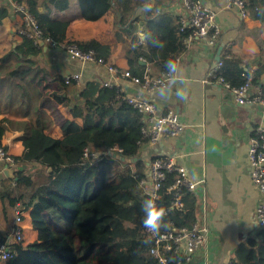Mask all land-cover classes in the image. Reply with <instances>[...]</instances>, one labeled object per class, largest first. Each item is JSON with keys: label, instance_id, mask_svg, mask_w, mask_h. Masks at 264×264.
I'll list each match as a JSON object with an SVG mask.
<instances>
[{"label": "crops", "instance_id": "crops-1", "mask_svg": "<svg viewBox=\"0 0 264 264\" xmlns=\"http://www.w3.org/2000/svg\"><path fill=\"white\" fill-rule=\"evenodd\" d=\"M28 1L37 4L41 15L66 26L64 44L97 41L109 49L107 63L124 71L130 70V51L147 53L148 26L163 19L178 24L184 13L182 0H0V6L9 9V16L0 25V121L12 124L2 146L14 158L24 153L21 139L25 122L41 120L46 133L54 139L81 132L82 115L73 107L80 104L83 86L93 81L101 84L109 78L105 67L83 66L72 61L62 48L41 47L38 56L28 55L27 59L18 54L16 48L23 41L18 35L22 18L13 10V3L28 7ZM203 2L217 13L221 25L216 44L208 46L195 40L183 53L181 48L176 77L166 90L144 93L130 81L123 87L129 95L153 103L161 113L177 112L186 124L187 131L182 136L145 145L141 157L145 163V159L174 158L192 179L205 181L193 196L197 201V221L210 228V246L198 251L192 264H203L205 260L209 264H231L238 248L260 231L256 209L263 197L252 182L248 149L258 128L264 126V109L257 105L238 106L232 93L222 86L205 84L204 80L226 58L238 60L247 76L254 79L257 70L264 68V22L248 12L243 17L231 0ZM159 62L160 59L139 58L145 72L155 76L162 73L157 69ZM77 73L82 74L80 84L66 86L64 78ZM259 81L258 87L264 91V73ZM9 185L15 183L0 174V194ZM30 194L31 190L23 188L11 192L12 198L23 195L26 202ZM1 196L0 234L8 239L16 215L9 200ZM31 211L24 209L23 214L25 247L39 237ZM0 264L7 263L0 259Z\"/></svg>", "mask_w": 264, "mask_h": 264}, {"label": "trees", "instance_id": "trees-1", "mask_svg": "<svg viewBox=\"0 0 264 264\" xmlns=\"http://www.w3.org/2000/svg\"><path fill=\"white\" fill-rule=\"evenodd\" d=\"M245 2L250 16L264 22V0ZM27 4L44 36L63 45L66 26L41 15L36 3L28 1ZM8 16L9 9L0 6V25ZM168 20L147 27V53L138 49L129 52V71L134 76L145 73V67L139 64L140 57L147 61L160 59L157 67L160 72L168 70L169 61L175 63L186 35L180 32L179 23ZM75 45L83 51L94 50L98 57L108 60L109 49L97 41ZM41 49L24 38L16 51L27 59L28 55L38 56ZM223 62L221 75L226 81L232 86L243 85L248 74L240 62L227 58ZM263 73L264 68L257 70L253 79L255 86H259ZM79 101L73 111L82 115L81 132L54 139L46 133L41 120L22 124L24 153L15 158L14 178H8L15 186H7L0 195L14 209L17 205L23 211L32 209V224L39 237L26 247L14 243L10 249L14 257L7 264H159L153 254L155 243L146 232L145 214L141 210L143 202L150 199L145 187L140 185L148 176L146 163L138 160L129 166L113 156L103 155L119 148L126 159L141 156V115L119 100L114 89L94 81L83 86ZM10 125L0 121V148ZM87 149L101 154L102 159L88 162ZM176 178L175 174H169L160 191L163 197L158 204L168 211L161 231L170 223L181 228L198 222L197 201L190 193L183 194V209H172V196L166 192ZM15 188L31 190L29 200L26 202L23 195L12 198ZM104 194L112 206L109 213L98 205ZM5 241L6 237L0 234V246ZM166 255L170 264L178 263L179 259L172 253ZM231 264H264V230L238 248Z\"/></svg>", "mask_w": 264, "mask_h": 264}, {"label": "built area", "instance_id": "built-area-1", "mask_svg": "<svg viewBox=\"0 0 264 264\" xmlns=\"http://www.w3.org/2000/svg\"><path fill=\"white\" fill-rule=\"evenodd\" d=\"M243 17L247 15V5L245 0H231ZM184 9L180 17L179 30L186 35L183 38L182 53L192 46L195 40L203 41L208 46H214L221 35V25L217 18V13L207 7L203 0H182ZM13 10L19 13L22 18V25L18 31L21 38H26L34 45L41 47V42L51 48H62L66 51L69 58L79 64H95L105 67L109 73V78L101 84L104 88L114 89L119 100L125 101L131 105L140 115L143 121L141 129L142 141L139 142L142 149L145 145H155L168 138H177L187 131V126L179 117V114L173 110L161 113L157 107L138 96L129 95L123 83L130 81L138 86L144 93H153L166 90L169 87L176 73L164 71L159 76L152 75L146 71L142 76H134L129 70H122L116 66L109 65L103 58L97 56L94 50L83 51L75 44L57 45L51 38L44 36L39 28V23L35 16L29 11L28 7L18 3H13ZM180 56L177 57L175 64L177 66ZM223 61H219L211 69L205 80V84H216L222 86L236 99L238 106L257 105L264 109V91L253 84V77H247L246 82L241 86H232L221 75ZM82 81V74L77 73L64 78L66 86L79 85ZM256 93L252 94V89ZM123 151L119 148H113L104 153V156H121ZM85 158L88 162H97L102 159L101 154L92 153L88 149L85 152ZM248 160L251 168V178L253 184L262 194L263 202L256 209V220L259 230H264V126L258 128L255 136L251 139L248 149ZM0 174H4L6 169L16 167L15 158L12 157L4 146L0 148ZM126 164V163H125ZM129 165V164H128ZM132 166V165H129ZM169 174L177 176L172 186L167 188V195L172 196V209L181 210L184 208L183 194L185 192L194 195L199 187L204 184V180L192 179L187 170L180 166L174 158L157 157L151 161L149 175L147 179L140 182L145 187L150 198L157 197V203L162 199L160 191L166 182ZM16 219L15 227L11 235L6 237L5 243L0 246V259L8 262L13 259L10 243H24L23 214L24 211L20 205L14 209ZM168 215V211L166 210ZM146 232L151 236L155 243L153 251L159 264H170L166 253H172L173 257L179 259L177 264H192L195 262L198 251L205 250L210 246L211 231L206 223H194L191 227H176L173 223L166 226L164 231L161 227L158 231L152 232L146 228ZM203 264H209L205 260Z\"/></svg>", "mask_w": 264, "mask_h": 264}, {"label": "clouds", "instance_id": "clouds-1", "mask_svg": "<svg viewBox=\"0 0 264 264\" xmlns=\"http://www.w3.org/2000/svg\"><path fill=\"white\" fill-rule=\"evenodd\" d=\"M166 66L170 73H176L178 71L177 66L173 61H169ZM173 79H175V77H173ZM157 199V197L146 199L141 206V210L145 214L143 224L152 232L159 230L164 217L167 214L165 207L160 206L157 203Z\"/></svg>", "mask_w": 264, "mask_h": 264}, {"label": "water", "instance_id": "water-1", "mask_svg": "<svg viewBox=\"0 0 264 264\" xmlns=\"http://www.w3.org/2000/svg\"><path fill=\"white\" fill-rule=\"evenodd\" d=\"M41 47H45L44 43L41 42ZM220 58H218L219 60ZM115 158H117L118 160H120L122 163H126V164H129V165H133L134 163H136L138 160H142V157H137V158H133V159H126L124 157H121V156H117V155H114ZM146 163H147V168H148V171H147V175H149V167H150V164H151V160L149 159H145ZM15 168H12V169H6L4 171V174L7 178L9 179H13L14 178V170Z\"/></svg>", "mask_w": 264, "mask_h": 264}, {"label": "rangeland", "instance_id": "rangeland-1", "mask_svg": "<svg viewBox=\"0 0 264 264\" xmlns=\"http://www.w3.org/2000/svg\"><path fill=\"white\" fill-rule=\"evenodd\" d=\"M98 205L101 209L105 210L106 213H109L112 211V206L109 202V199L107 198V194H104L100 197L98 201Z\"/></svg>", "mask_w": 264, "mask_h": 264}]
</instances>
